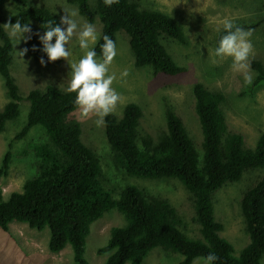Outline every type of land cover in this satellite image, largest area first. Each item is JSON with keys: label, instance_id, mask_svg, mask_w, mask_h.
Returning <instances> with one entry per match:
<instances>
[{"label": "trees", "instance_id": "obj_1", "mask_svg": "<svg viewBox=\"0 0 264 264\" xmlns=\"http://www.w3.org/2000/svg\"><path fill=\"white\" fill-rule=\"evenodd\" d=\"M67 1L77 7L78 14L88 23H101V34L93 47L97 57L102 58L103 36L107 35L116 46V34L123 32L128 37L136 68H151L155 75L170 77L187 72L160 40L163 36L181 45L187 43L182 27L168 15L142 10L131 0H114L110 6L104 0H93L92 6L90 0ZM6 2L15 3L17 12L4 17L2 7ZM27 3L28 0H0V76L8 97L0 110V135L8 122L18 119L21 101L19 88L10 74L14 47L3 24L14 23L16 19L28 23L30 32L23 39L30 57L39 63V58L44 56L45 66L52 63L40 51L42 45L31 22L37 23L44 33L46 23L59 24V17L47 8L29 7ZM251 67L257 72L250 84L253 90L264 84V66L252 61ZM193 95L202 133L201 158L183 121L170 106L165 109L166 131L156 141L139 136L142 111L134 103L125 106L120 118L113 113L104 116V127L115 169L137 179H175L189 190L200 238H191L183 231V219L168 200L131 184L119 191L118 198L106 190L101 160L81 140L80 124L72 117L79 108L73 102L75 93L51 85L44 91L31 90L27 95V121L15 134L14 141L28 137L36 126L44 130L48 139L42 144L33 143L28 151L34 150L37 173L25 181L22 191L13 192L6 199L0 190V229L8 231L12 222L38 231L48 229L50 252H61L67 245L72 248V261L63 264H88L86 242L92 225L105 214L117 211L124 224L112 228L106 244L97 250L100 256L108 255L104 264H142L156 248L181 255L179 264H192L210 252L217 257L214 264H261L264 178L241 199L250 242L238 257L232 244L220 236L223 226L215 220L212 196L227 183L239 182L246 171L264 167V133L254 149H247L242 135L231 132L227 126L222 110L224 96L209 91L201 83L193 86ZM10 163L8 152L0 176L7 175Z\"/></svg>", "mask_w": 264, "mask_h": 264}, {"label": "rangeland", "instance_id": "obj_2", "mask_svg": "<svg viewBox=\"0 0 264 264\" xmlns=\"http://www.w3.org/2000/svg\"><path fill=\"white\" fill-rule=\"evenodd\" d=\"M131 1L137 3L142 10L159 11L168 15L182 27L186 45L163 36L160 40L174 61L185 67L187 72L170 77L155 75L151 68H136L128 37L123 32H118L116 55L108 65L107 74L114 76L111 87L119 95V100L110 113L120 118L127 104H137L142 111L139 136H149L156 141L159 135L166 131L165 109L170 106L183 121L201 158L202 133L193 95V86L201 83L209 91L219 92L224 96L222 110L229 130L242 135L247 149H254L259 136L264 133V84L253 90L250 85L245 86L244 73L231 67V57H216L214 48L216 40L222 34L223 19H231L240 27L254 26L253 29H245L251 30L249 40L252 48L247 60V71L253 82L257 72L252 69L251 62L257 61L264 66V0ZM90 4L93 5V0H90ZM27 5L47 8L57 14L59 20L62 16H68L77 22L78 28L88 23L78 14L77 7L69 4L67 0H28ZM2 10L4 17H7L17 12V5L6 2ZM93 25L98 40L102 25L99 21ZM31 27L38 37L43 35L34 21L31 22ZM11 41L14 50L10 74L19 88L21 101L18 119L8 122L5 132L0 135V169L6 153H11L7 175L0 176V190L6 199L13 192H21L25 181L36 175L34 150L28 151L32 149L33 143L42 144L48 139L44 130L36 126L28 137L14 141L15 134L27 121V95L34 89L44 91L49 85L66 92L70 72L68 64L82 55L77 45L76 33L66 45L70 52L66 60L60 58L47 66H41L30 57L23 38L18 36L11 38ZM96 42L91 45L92 48ZM21 51L22 56L19 55ZM7 102L4 82L0 76V110ZM72 117L80 124L81 140L99 156L105 188L113 193L114 198L119 197L118 193L125 185L131 184L150 195L166 199L183 219V231L191 238H200V226L195 221L192 195L181 182L165 178L137 179L115 169L111 163L112 153L105 137L104 122L97 125L96 114L89 112L83 115L80 108L73 112ZM23 152L28 155L25 156ZM263 178L264 167L248 170L239 182L227 183L212 196L215 220L223 226L220 236L232 244L236 257L250 242L241 213V199L247 190ZM123 224L122 215L112 211L92 225L86 242L85 259L88 264L106 262L108 255L100 256L97 250L106 244L111 229ZM49 237L48 229L38 231L26 224L12 222L8 231L0 229V264L70 263L73 259L71 246L67 245L61 252L52 253L48 249ZM182 259L178 253L167 254L156 248L148 254L142 264H179ZM192 264H203V260L197 258ZM261 264H264V258Z\"/></svg>", "mask_w": 264, "mask_h": 264}, {"label": "clouds", "instance_id": "obj_3", "mask_svg": "<svg viewBox=\"0 0 264 264\" xmlns=\"http://www.w3.org/2000/svg\"><path fill=\"white\" fill-rule=\"evenodd\" d=\"M114 0H104L110 6ZM66 25V27H61ZM10 38H25L30 32L28 23L22 24L19 19L14 23L3 24ZM44 33L39 36L42 45L40 51L47 57V62L66 58L70 55L66 47L68 41L76 33L77 45L82 52L80 58L71 64L65 91L75 93L74 104L77 105L83 115L89 112L96 114L97 125L103 124L104 116L108 115L119 100V95L111 87L114 76L108 75V65L116 55L115 43L107 35L103 36V44L100 45V57L91 47L97 41V33L94 25L85 23L78 28L77 22L68 16H62L59 24L48 21L43 27ZM220 31V29H217ZM222 33L216 40L214 55L216 57H231V67L235 71L243 72V82L248 86L252 82V76L248 73L247 63L252 45L249 40L251 30L236 25L231 19L222 21ZM35 50V49H34ZM26 51V50H24ZM23 55V51L19 53ZM41 66L45 64L44 56L39 58ZM203 264H214L217 257L214 253H208L202 257Z\"/></svg>", "mask_w": 264, "mask_h": 264}]
</instances>
